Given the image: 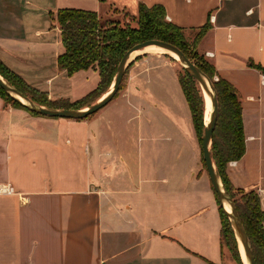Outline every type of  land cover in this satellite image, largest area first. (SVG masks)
Returning a JSON list of instances; mask_svg holds the SVG:
<instances>
[{"label": "crops", "instance_id": "crops-1", "mask_svg": "<svg viewBox=\"0 0 264 264\" xmlns=\"http://www.w3.org/2000/svg\"><path fill=\"white\" fill-rule=\"evenodd\" d=\"M76 2L0 0V59L51 100L75 101L101 77L59 68V8L105 23L162 4L190 35L209 22L198 49L242 104L246 151L227 173L264 209V72L250 65L264 67V0ZM177 69L137 53L125 87L88 120L33 115L0 96V183L17 191L0 194V264H222L219 203Z\"/></svg>", "mask_w": 264, "mask_h": 264}, {"label": "trees", "instance_id": "trees-1", "mask_svg": "<svg viewBox=\"0 0 264 264\" xmlns=\"http://www.w3.org/2000/svg\"><path fill=\"white\" fill-rule=\"evenodd\" d=\"M56 21L61 29L62 41L65 46L64 52L58 57L59 68L66 70L69 76L83 69L97 68L101 80L96 89L78 100L71 101L66 98L51 100L46 91L28 83L0 59V74L24 95L39 104L55 108L75 109L89 106L109 90L125 53L137 43L150 39H158L176 45L212 80L217 90L219 103L217 124L212 137L213 160L225 188L235 201L237 211L248 234L256 264H264V209L261 197L256 190L244 191L236 188L227 173L228 163L241 159L246 151L241 99L236 87L231 82L221 77L215 79L217 71L214 64L198 49L201 39L211 28V24L207 22L199 27L193 35H190L185 28L167 18L164 5L148 6L143 2L139 4L137 14L124 11L121 20H107L102 23L96 11L81 8H59L56 13ZM250 65L264 72L263 66L254 62H251ZM127 75L128 68L114 98L125 87ZM178 76L189 102L193 123L202 146L205 122L204 97L200 84L185 67ZM0 96L7 105L26 109L33 115L43 116L28 109L10 96L1 86ZM93 116L94 114H91L86 118ZM202 160L206 168L203 150ZM218 203L222 222L221 247L223 255L224 247H227L235 254L238 263L244 264L229 215L219 199Z\"/></svg>", "mask_w": 264, "mask_h": 264}, {"label": "water", "instance_id": "water-1", "mask_svg": "<svg viewBox=\"0 0 264 264\" xmlns=\"http://www.w3.org/2000/svg\"><path fill=\"white\" fill-rule=\"evenodd\" d=\"M150 45H157L163 47L169 51L175 52L183 67H185L192 76L198 81L203 90L207 91L212 99V111L210 114V120L205 123V128L202 136V150L203 157L206 164L207 172L210 176L213 188L217 193L218 199L221 205L226 210L229 218L231 220L236 238L243 245L248 264H256L253 249L245 230L241 217L237 211L236 204L230 193L224 186V183L216 169L213 156H212V137L217 124L218 113H219V103L217 90L212 82V80L176 45L171 43L161 41L158 39H150L134 45L129 51L125 53L121 59L114 80L109 88V90L96 102L90 104L89 106L75 109V108H55L39 104L21 91H19L15 86L9 83L0 74V86L13 98L18 100L21 104L26 106L28 109L37 112L43 116L53 117V118H67V119H82L86 118L91 114L97 113L100 109L110 103L117 92L120 89L121 83L123 81L125 72L129 66V61L132 58L131 55L137 50L144 49ZM229 204L231 210H227L225 204ZM246 264V263H245Z\"/></svg>", "mask_w": 264, "mask_h": 264}, {"label": "rangeland", "instance_id": "rangeland-1", "mask_svg": "<svg viewBox=\"0 0 264 264\" xmlns=\"http://www.w3.org/2000/svg\"><path fill=\"white\" fill-rule=\"evenodd\" d=\"M75 1L76 0H70L71 3L75 4V6H77L79 3L78 2L74 3ZM150 52H153V55H157V56L166 55L167 57H170V58L174 59L176 61V63H177L178 74H179L180 71H183V65L181 64L179 59L174 58L173 56H171L168 53L165 54V53H163L160 50H151ZM200 88L202 90V94H203V97H204V122L206 123V109H207V107H206V97H205V92H204V90L202 89L201 86H200ZM96 101H94V102H96ZM88 119H90V118H86V119H83V120H88ZM237 241H238V249H239V253H240L241 259H242L243 263L245 264V262L243 260V254H242L243 245L241 244V242L238 239H237ZM243 251H244V248H243ZM244 253H245V251H244ZM222 264H239L237 259H236L235 254H233L229 250V248H227V247H224V255H223Z\"/></svg>", "mask_w": 264, "mask_h": 264}, {"label": "bare ground", "instance_id": "bare-ground-1", "mask_svg": "<svg viewBox=\"0 0 264 264\" xmlns=\"http://www.w3.org/2000/svg\"><path fill=\"white\" fill-rule=\"evenodd\" d=\"M151 50H160L163 53H168L171 56H173L174 58L179 59L178 55L175 52L169 51V50H167V49H165L163 47L157 46V45H150V46L145 47L144 49L137 50V51H135V52L132 53L131 57H133L137 53H142V52H146V51H149L150 52ZM204 92H205L206 107H207V109H206V122L208 123V121L210 120V114H211V111H212V99H211L210 94L207 91L204 90ZM225 207H226L227 210H229V211L231 210V207H230V205L228 203L225 204ZM242 254H243V260H244V262L246 264H248V260H247V258L245 256V253L243 251V248H242Z\"/></svg>", "mask_w": 264, "mask_h": 264}, {"label": "built area", "instance_id": "built-area-1", "mask_svg": "<svg viewBox=\"0 0 264 264\" xmlns=\"http://www.w3.org/2000/svg\"><path fill=\"white\" fill-rule=\"evenodd\" d=\"M215 79L217 80L218 77L215 76ZM230 162L234 163L235 160L230 161ZM16 192L17 191H16L15 187L12 184H10V183H0V194H13V193H16Z\"/></svg>", "mask_w": 264, "mask_h": 264}]
</instances>
